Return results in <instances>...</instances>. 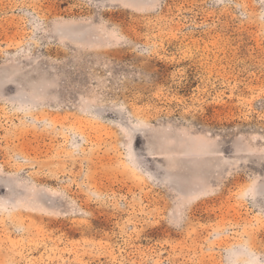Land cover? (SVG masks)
Segmentation results:
<instances>
[{
  "label": "rangeland",
  "instance_id": "rangeland-1",
  "mask_svg": "<svg viewBox=\"0 0 264 264\" xmlns=\"http://www.w3.org/2000/svg\"><path fill=\"white\" fill-rule=\"evenodd\" d=\"M0 264H264V0H0Z\"/></svg>",
  "mask_w": 264,
  "mask_h": 264
}]
</instances>
